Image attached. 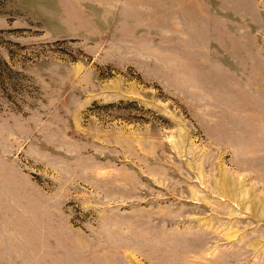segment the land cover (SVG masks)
Returning a JSON list of instances; mask_svg holds the SVG:
<instances>
[{"label":"rangeland","instance_id":"rangeland-1","mask_svg":"<svg viewBox=\"0 0 264 264\" xmlns=\"http://www.w3.org/2000/svg\"><path fill=\"white\" fill-rule=\"evenodd\" d=\"M0 264H264V0H0Z\"/></svg>","mask_w":264,"mask_h":264}]
</instances>
